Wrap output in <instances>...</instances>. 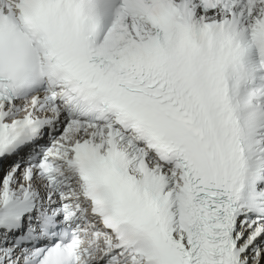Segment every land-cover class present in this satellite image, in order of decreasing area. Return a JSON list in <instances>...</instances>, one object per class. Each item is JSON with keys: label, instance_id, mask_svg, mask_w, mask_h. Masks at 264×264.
<instances>
[{"label": "snow or ice", "instance_id": "snow-or-ice-1", "mask_svg": "<svg viewBox=\"0 0 264 264\" xmlns=\"http://www.w3.org/2000/svg\"><path fill=\"white\" fill-rule=\"evenodd\" d=\"M0 264H264V0H0Z\"/></svg>", "mask_w": 264, "mask_h": 264}]
</instances>
